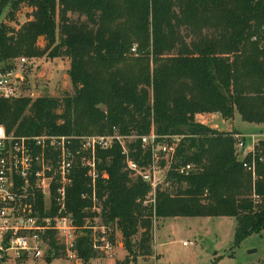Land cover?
Listing matches in <instances>:
<instances>
[{
    "label": "trees",
    "instance_id": "16d2710c",
    "mask_svg": "<svg viewBox=\"0 0 264 264\" xmlns=\"http://www.w3.org/2000/svg\"><path fill=\"white\" fill-rule=\"evenodd\" d=\"M23 5L32 9L25 23L0 24V67L19 57H66L73 93L0 98L8 133L140 136L153 129L182 136L155 204L145 203L150 187L126 169L119 144L98 150L99 169L108 174L97 184L101 225L119 228L128 251L117 264L151 255L159 218L234 217L236 244L263 232L264 141L243 157L238 132L197 117L229 121L237 111L246 122L264 124V0H0V16L10 8L9 21L17 22ZM128 145L133 160L149 163L140 139ZM183 164L193 169L180 174ZM91 192L87 170L76 167L67 207L79 226L95 217L86 211L92 199L83 197ZM48 242L56 257L65 250L54 232ZM75 249L85 262L98 257L88 233Z\"/></svg>",
    "mask_w": 264,
    "mask_h": 264
},
{
    "label": "built area",
    "instance_id": "2783aa9c",
    "mask_svg": "<svg viewBox=\"0 0 264 264\" xmlns=\"http://www.w3.org/2000/svg\"><path fill=\"white\" fill-rule=\"evenodd\" d=\"M16 61L19 67H24L26 57L16 58ZM12 66L0 67V98L21 97L23 75ZM255 136L252 134V137ZM246 137V134H236V148L243 157L253 153L257 145L256 141L247 151ZM130 138L140 139L142 147L150 151L151 160L147 165H140L130 156L128 143L133 141L127 140ZM181 139L180 135H158L153 129L149 134L140 136L121 135L118 131L108 135L85 136L16 135L8 133L6 127L0 124V264L12 258L27 260L44 257L50 247L48 238L52 232L61 235L67 252L72 257L76 256L79 235L76 236L75 232L89 225H76L74 217L68 212V187L73 182L75 168L86 169L92 192L83 197L92 199L93 207L98 211L96 218L101 220L97 184L108 174L99 169L101 160L98 150L111 149L119 144L125 156L126 169L150 187L145 203L155 204L158 189L165 188L169 183V171L176 160ZM192 169L191 164H183L177 171L187 174ZM42 202L43 206H40ZM102 228L103 232L109 229L105 225ZM100 240L102 243L99 244L92 240L94 248L113 249L110 235H103Z\"/></svg>",
    "mask_w": 264,
    "mask_h": 264
},
{
    "label": "rangeland",
    "instance_id": "374dc122",
    "mask_svg": "<svg viewBox=\"0 0 264 264\" xmlns=\"http://www.w3.org/2000/svg\"><path fill=\"white\" fill-rule=\"evenodd\" d=\"M10 8L0 16V24H9L12 27H19V24L25 23L32 9L27 6H21L17 11V22H10L8 18ZM43 38H40V45H44ZM13 66L16 67L23 75L20 84L21 97H32L33 99L40 96H55L62 98L67 93H73L68 70L70 60L66 57L52 58L47 55L43 57L30 58L26 57L24 67H19L16 59L12 60ZM4 64H9L6 62ZM2 63V68H5ZM12 66V67H13ZM203 123L226 131V127H234L238 132L246 134V150H250L254 143L264 141V124L260 127L250 126L244 121L239 113L235 119L228 122L229 125L223 124L221 117L214 115H205L199 118ZM252 133L255 137H252ZM254 138V139H253ZM134 140L133 138L127 139ZM91 213L95 217L85 221L84 226L76 230V236L89 234L92 240L98 244L102 243L100 238L105 235L116 238L112 250H103L95 248L97 258L85 262L77 255L70 256V253L60 248V256L56 257L51 247L47 249L44 257H31L27 260H17L15 258L4 261L2 264H117L123 261L128 255L125 248V242L122 232L116 226L104 230L101 220L96 218L98 211L91 208ZM76 224V223H75ZM77 225V224H76ZM79 226V225H78ZM91 226H96L92 228ZM237 220L234 217H166L154 220L151 238V255L138 257L131 264H264V230L262 233H254L246 237L239 244L235 243V233ZM59 245L63 246V237L56 235ZM141 231L132 238L133 247L139 245ZM187 245H184V243ZM122 244L121 246H119ZM65 246V245H64ZM256 250L255 252H251Z\"/></svg>",
    "mask_w": 264,
    "mask_h": 264
},
{
    "label": "crops",
    "instance_id": "0c3cea01",
    "mask_svg": "<svg viewBox=\"0 0 264 264\" xmlns=\"http://www.w3.org/2000/svg\"><path fill=\"white\" fill-rule=\"evenodd\" d=\"M237 111H236V113H235V116H234V118L233 119H235L236 118V116H237ZM206 115H214L215 117H221L219 114H206ZM203 116H205V115H201V116H198L197 118L199 119V118H202ZM222 118V117H221ZM222 120H223V124H226V125H229L228 124V122L229 121H231V120H229V121H226L225 119H223L222 118ZM250 126H255V128H258V127H260L262 124H256V123H250V122H247ZM227 129H225L226 131H228V132H232V131H236V132H238L234 127H229V126H227L226 127ZM238 133H241V132H238ZM253 134V133H252ZM122 244H120L119 246H121Z\"/></svg>",
    "mask_w": 264,
    "mask_h": 264
},
{
    "label": "water",
    "instance_id": "95a60500",
    "mask_svg": "<svg viewBox=\"0 0 264 264\" xmlns=\"http://www.w3.org/2000/svg\"><path fill=\"white\" fill-rule=\"evenodd\" d=\"M256 250H253V251H251V252H255Z\"/></svg>",
    "mask_w": 264,
    "mask_h": 264
}]
</instances>
